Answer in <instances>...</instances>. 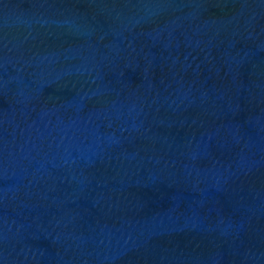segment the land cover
I'll use <instances>...</instances> for the list:
<instances>
[{"label": "water", "instance_id": "1", "mask_svg": "<svg viewBox=\"0 0 264 264\" xmlns=\"http://www.w3.org/2000/svg\"><path fill=\"white\" fill-rule=\"evenodd\" d=\"M0 264H264V0H0Z\"/></svg>", "mask_w": 264, "mask_h": 264}]
</instances>
